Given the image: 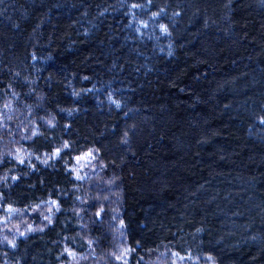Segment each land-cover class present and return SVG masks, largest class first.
Listing matches in <instances>:
<instances>
[{"label":"trees","instance_id":"trees-1","mask_svg":"<svg viewBox=\"0 0 264 264\" xmlns=\"http://www.w3.org/2000/svg\"><path fill=\"white\" fill-rule=\"evenodd\" d=\"M0 264H264V0H0Z\"/></svg>","mask_w":264,"mask_h":264},{"label":"snow or ice","instance_id":"snow-or-ice-1","mask_svg":"<svg viewBox=\"0 0 264 264\" xmlns=\"http://www.w3.org/2000/svg\"><path fill=\"white\" fill-rule=\"evenodd\" d=\"M57 152H59V149H57L56 150ZM90 154V153H89ZM80 157H77V159H79ZM9 207H11V206H9ZM100 215V213L99 212H97V216H99ZM118 259H119V257H117Z\"/></svg>","mask_w":264,"mask_h":264},{"label":"rangeland","instance_id":"rangeland-1","mask_svg":"<svg viewBox=\"0 0 264 264\" xmlns=\"http://www.w3.org/2000/svg\"><path fill=\"white\" fill-rule=\"evenodd\" d=\"M74 243H78V242H75V241H73Z\"/></svg>","mask_w":264,"mask_h":264}]
</instances>
